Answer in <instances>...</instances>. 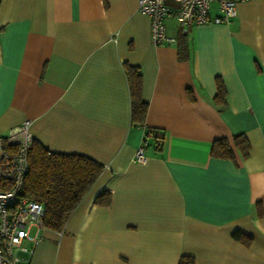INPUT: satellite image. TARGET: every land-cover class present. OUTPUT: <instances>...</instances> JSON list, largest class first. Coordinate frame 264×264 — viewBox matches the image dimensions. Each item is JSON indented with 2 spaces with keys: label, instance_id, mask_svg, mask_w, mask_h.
I'll return each mask as SVG.
<instances>
[{
  "label": "crops",
  "instance_id": "obj_1",
  "mask_svg": "<svg viewBox=\"0 0 264 264\" xmlns=\"http://www.w3.org/2000/svg\"><path fill=\"white\" fill-rule=\"evenodd\" d=\"M137 2L0 0V135L28 119L47 150L103 165L61 231L26 241L22 264H264V0L187 37L171 14L176 42L162 46ZM125 63L141 74L144 123L160 136H147L144 161L133 159L145 129L131 121ZM217 138L231 157L211 154ZM101 190L108 205L95 201Z\"/></svg>",
  "mask_w": 264,
  "mask_h": 264
},
{
  "label": "built area",
  "instance_id": "obj_2",
  "mask_svg": "<svg viewBox=\"0 0 264 264\" xmlns=\"http://www.w3.org/2000/svg\"><path fill=\"white\" fill-rule=\"evenodd\" d=\"M245 0H138L137 8L150 20V43L169 45L176 37L167 33L166 18L174 16L177 28L187 37L192 25L229 24L236 15V4ZM30 120H23L0 135V264H22L33 252L26 241L36 242L43 227L41 203L20 196L28 169V150L33 136ZM145 131L133 159L144 161ZM22 254H25L24 256Z\"/></svg>",
  "mask_w": 264,
  "mask_h": 264
},
{
  "label": "trees",
  "instance_id": "obj_3",
  "mask_svg": "<svg viewBox=\"0 0 264 264\" xmlns=\"http://www.w3.org/2000/svg\"><path fill=\"white\" fill-rule=\"evenodd\" d=\"M183 55L186 46L181 45ZM125 75L130 93L131 121L143 126L146 136L154 139L157 145L160 136L155 129L145 126L147 103L141 97L142 80L137 66L124 64ZM216 94L214 101L222 104L225 97V86L222 80L215 78ZM234 147L244 156L247 153L248 141L243 133L232 136ZM210 152L213 156L229 158L232 148L225 138H217L212 142ZM103 169V165L93 158L79 153H58L47 150L33 139L28 150V169L24 177L20 196L35 200L42 204L43 227L53 231H61L63 226L87 191L91 188ZM111 194L107 190L97 193L95 201L100 205H108ZM261 212L258 211V214ZM233 238L244 245H249L251 237L236 230ZM177 264H195L191 255H181Z\"/></svg>",
  "mask_w": 264,
  "mask_h": 264
}]
</instances>
